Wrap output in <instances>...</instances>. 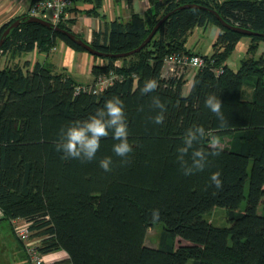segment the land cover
<instances>
[{"label": "trees", "instance_id": "16d2710c", "mask_svg": "<svg viewBox=\"0 0 264 264\" xmlns=\"http://www.w3.org/2000/svg\"><path fill=\"white\" fill-rule=\"evenodd\" d=\"M80 1L93 5L87 14L99 15L102 0ZM186 3L203 7L176 9ZM210 9L233 26L261 34L224 27ZM168 12L139 51L126 57L93 55L104 60L92 67L94 78L111 70L119 76L98 93H76L78 83L72 77L40 62L31 69L27 62L0 67V210L4 219L27 222L31 237H40L42 254H68L56 264H264V57H255L259 41H264V0H150L144 15L132 13L127 21L107 23L94 32L90 44L108 54L133 50ZM27 17L0 27L1 38L13 21L21 20L0 46V61L4 54L48 51L57 40L86 51ZM208 24L220 31L210 54L196 52L205 62L195 69L184 93L186 69L164 75V58L194 54L185 46L187 38L193 28ZM57 26L73 32L66 20ZM242 36L251 41L247 56L233 70L226 61ZM149 78L157 80L158 88L142 95ZM210 93L224 106L223 127L205 107ZM113 96L125 105L133 148L129 156L115 155L117 141L110 135L101 140L92 161L62 159L55 148L60 129L87 119ZM153 96L167 107L163 124L153 123L159 112L152 107ZM194 124L229 141L219 145V156L208 157L203 171L184 175L177 149ZM209 143L206 136L194 147L211 151ZM105 157L112 158L111 172L100 167ZM184 159L191 165L190 153ZM217 171L221 189L210 181ZM215 207L226 209V226L205 218ZM153 209L160 210L156 223L163 225L158 247L145 244L147 230L156 224L151 221Z\"/></svg>", "mask_w": 264, "mask_h": 264}, {"label": "crops", "instance_id": "0c3cea01", "mask_svg": "<svg viewBox=\"0 0 264 264\" xmlns=\"http://www.w3.org/2000/svg\"><path fill=\"white\" fill-rule=\"evenodd\" d=\"M31 3L32 0H0V27L18 16L26 15ZM92 7L91 3L76 0L65 17L71 30L81 35L82 39L88 43L92 41L94 32L103 30L107 23L115 19L127 21L132 13L144 15L150 7V0H102L101 6L97 8L99 15L86 13ZM211 25H213V44L220 29L214 24L200 27H211ZM188 38L185 44L188 49H191L194 54H197L196 52L205 54L198 49L197 45L200 40L187 44ZM250 41L249 36H242L236 43L231 55L234 54L240 57L241 60L245 58ZM52 48L49 51H40L38 48H34L30 52L22 53V65L27 62V68L31 69L36 62H40L56 72H65L77 83H88L94 80L92 67L104 63L103 59L96 58L87 51L75 50L61 40H57ZM260 56L264 57V41H259L255 52L256 58ZM226 64L229 66L228 59ZM189 69L190 71L186 73V76L190 75V79H187L185 83L187 89L183 92L189 90L195 72V69ZM12 221L4 219L0 210V264H28L23 250L24 244L16 238ZM17 221L26 222L22 218H17ZM31 240L37 244L40 243V237H31ZM43 255L47 264H56L68 258V254L63 250L52 251Z\"/></svg>", "mask_w": 264, "mask_h": 264}, {"label": "clouds", "instance_id": "9594fccd", "mask_svg": "<svg viewBox=\"0 0 264 264\" xmlns=\"http://www.w3.org/2000/svg\"><path fill=\"white\" fill-rule=\"evenodd\" d=\"M193 87H195V82H193ZM157 88V80L149 78L145 81L140 92L142 95H146L155 92ZM151 99L152 107L159 109V112L153 117V123L163 124L167 107L158 96H153ZM204 103L205 107L216 116L223 127L227 121L222 111L224 106L221 99L215 93H210L206 96ZM110 135L113 140L117 141L113 145L115 155L127 158L133 148L128 140L129 129L125 105L118 96L107 99L103 107L98 108L95 114L90 115L87 119L68 122L65 127L60 129L58 139L55 141V148L57 152L63 153L62 159H78L81 162H90L95 159L96 153L100 149L101 140ZM206 136L210 138L209 147L211 151L205 150L203 147H194L198 141ZM219 145V139L212 136L210 132H206L203 126L194 124L189 127L182 137V146L177 149L179 153L178 161L181 163L184 175L203 171L209 156L216 157L220 155ZM189 153L191 165H188V162L184 159ZM124 162H127L126 159ZM99 164L105 172L112 171L111 157L101 159ZM220 177L221 173L219 171L212 173L210 176L211 183L217 189H221L223 186ZM159 219L160 210L153 209L151 221L156 223Z\"/></svg>", "mask_w": 264, "mask_h": 264}, {"label": "built area", "instance_id": "2783aa9c", "mask_svg": "<svg viewBox=\"0 0 264 264\" xmlns=\"http://www.w3.org/2000/svg\"><path fill=\"white\" fill-rule=\"evenodd\" d=\"M74 0H35L28 8V16H36L57 25L65 19L67 11L73 6ZM205 60L199 54L171 53L164 58L163 74H180L183 69H196L204 64ZM116 66L119 65L117 61ZM217 73L222 69H216ZM119 76L113 71L98 74L90 84H77L76 93H98L114 83ZM14 234L24 244L28 264H47L44 255L39 251L38 244L31 240V232L26 222L12 219Z\"/></svg>", "mask_w": 264, "mask_h": 264}, {"label": "rangeland", "instance_id": "374dc122", "mask_svg": "<svg viewBox=\"0 0 264 264\" xmlns=\"http://www.w3.org/2000/svg\"><path fill=\"white\" fill-rule=\"evenodd\" d=\"M212 26L213 25H211V27H200V26L195 27L193 29L192 33L189 35L187 44H190L192 41L197 42L200 40L198 45H197L198 49L201 52L208 54L211 51V44L213 41V31H212L213 27ZM22 63H23L22 54H15L14 56H11L9 54H4L1 58L0 66H4V65L13 66L15 64L22 66ZM228 63H229L230 68H232L233 70H237L241 64V58L233 54V55H231V57L228 58ZM188 71H190L189 68L186 69V71L184 72L186 81H187V79L188 80L190 79V77H189L190 75L186 76V73ZM90 83H92V81L88 82V83H78V84H90ZM186 89H187V86L184 85L183 90L185 91ZM246 90H247V92L250 91V89H248V88ZM184 93H186V92H184ZM218 139L220 141V146H226L228 141H229L228 136L219 137ZM246 192H247V187H246ZM244 205H245V200L242 201L239 209H243ZM262 210H263V208H259L258 211L262 212ZM205 218H207L209 221H211L214 225H217V226H226L227 225V212H226V209L222 208V207H215L212 211L205 214ZM162 230H163V225L161 223H156L153 226H151L147 230L145 244L148 246H152V247H158L160 237L162 234ZM177 244H178V242L175 245H177ZM23 250H24L25 258L27 260V255H26L25 249L23 248ZM27 262H28V260H27ZM63 264H65V263H63ZM187 264H192V260H189L187 262Z\"/></svg>", "mask_w": 264, "mask_h": 264}, {"label": "water", "instance_id": "95a60500", "mask_svg": "<svg viewBox=\"0 0 264 264\" xmlns=\"http://www.w3.org/2000/svg\"><path fill=\"white\" fill-rule=\"evenodd\" d=\"M196 8V7H203L201 5L198 4H194V3H186L183 5L178 6V8L176 9H182V8ZM211 12L216 16V18L218 19V21L227 28H230L234 31L240 32L242 34L245 35H260L261 33L252 31L250 29H246V28H241V27H236L231 25L230 23H228L227 21H225L220 15L219 13L214 10V9H210ZM171 12H168L167 14H165L164 16H162L157 22L156 24L153 26L152 30L150 31V33L148 34V36L146 37V39L135 49L124 52V53H120V54H108V53H103L101 51H99L98 49L94 48L90 43L86 42L84 39L76 36V34H74L73 32L63 29L57 25L52 24L51 22L42 19L40 17H36V16H28L27 20L28 21H35V22H39L45 26H48L64 35H66L72 42H74L75 44L81 46L82 48H84L87 52H89L92 55H97V56H106V57H112V56H116V57H126L129 55H132L133 53L139 51L140 49H142L149 41L150 39L153 37V35L155 34V32L158 30V28L160 27V25L168 18V16L170 15ZM20 19H16L15 21H13L2 33V36L0 38V46L3 44L6 36L8 35V33L10 32V30L14 27H16L19 23H20Z\"/></svg>", "mask_w": 264, "mask_h": 264}]
</instances>
